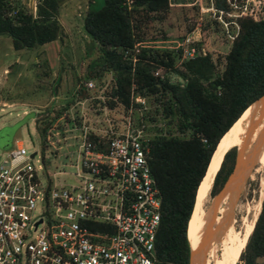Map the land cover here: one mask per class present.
Here are the masks:
<instances>
[{
	"label": "trees",
	"instance_id": "1",
	"mask_svg": "<svg viewBox=\"0 0 264 264\" xmlns=\"http://www.w3.org/2000/svg\"><path fill=\"white\" fill-rule=\"evenodd\" d=\"M61 1L35 0L34 11L20 6L9 14V0H0V33L10 36L14 49L54 40L62 32L57 19ZM130 1L128 7L125 0H87L83 28L98 44L99 70L113 69L110 97L127 106L130 88L136 94H153L178 131L151 137L147 158L160 198L154 240L156 257L172 264H187L190 219L206 166L222 136L249 106L246 105L264 92V13L258 19L238 18V32L222 56V70L216 74L212 73L209 53L185 59L177 66V51L140 46L132 52L130 49L140 40L134 29L144 17L163 19L169 10V0ZM123 55H135L133 71H129L130 62ZM155 69L160 73L154 74ZM169 71L183 76L184 82L170 80L166 74ZM85 90L80 88L83 97L88 95ZM107 102L112 105L115 100L110 98ZM49 121L47 117L39 119L36 124L39 134H43ZM234 155L235 145L224 151L211 181L210 194L218 190L231 170ZM262 254L264 197L239 253L242 262L234 264H256V258Z\"/></svg>",
	"mask_w": 264,
	"mask_h": 264
},
{
	"label": "built area",
	"instance_id": "2",
	"mask_svg": "<svg viewBox=\"0 0 264 264\" xmlns=\"http://www.w3.org/2000/svg\"><path fill=\"white\" fill-rule=\"evenodd\" d=\"M219 1L198 0L199 16L210 12L231 40L239 17L264 13V0ZM192 41L184 36L181 54H204ZM95 97L101 102L95 112L114 107ZM111 99L126 110L118 125L103 118L93 126L78 115L62 127L57 121L45 127L48 146L54 137L67 140L52 165L44 147L28 151L18 138L0 151V264H172L155 254L159 189L148 164L144 121L131 117L143 95H133L127 106ZM67 173L73 180L55 179Z\"/></svg>",
	"mask_w": 264,
	"mask_h": 264
},
{
	"label": "rangeland",
	"instance_id": "3",
	"mask_svg": "<svg viewBox=\"0 0 264 264\" xmlns=\"http://www.w3.org/2000/svg\"><path fill=\"white\" fill-rule=\"evenodd\" d=\"M34 1L9 0L11 8L8 13L13 14L20 6L32 12ZM125 2L128 7L131 5V1L125 0ZM197 2L198 0H169V10L163 19L146 17L141 19V23L134 29L138 32L140 40L135 42L133 48L144 46L177 51L175 65L180 66L183 60L193 58L181 54V48L185 46L183 38L188 34L192 36V43L195 46L201 47L205 53L210 54L213 62L212 73H220L223 66L222 56L227 51L231 39L222 32L210 12L202 13L200 19ZM204 2L207 3L208 0H202V5H205ZM86 6L87 0H62L57 14L62 32L57 38L44 44L14 49L10 36L0 33V151L12 147L14 139L18 138L28 151L37 149L38 145L39 148L44 147L46 154L50 152L49 160L52 165L57 161L54 153L57 154L58 146L66 143L67 140L61 141L54 137L53 147L45 144L43 134H39L36 129L39 119L47 117L50 123L57 121V126L62 127L64 121L67 122L71 116L80 115L86 118L88 123H93V126H95L94 122H100L103 118H111L118 125L122 115H125L126 110L116 102L112 104L113 108L94 111V106L101 103L95 96H103L106 103L110 100L114 73L112 68L101 71L99 64H96L100 55L98 44L83 28ZM123 57L130 62L127 65L129 71H133L135 55H123ZM159 71L155 69L154 74H159ZM166 74L172 81L184 82L181 75L172 71ZM80 88H90L85 90V95L88 94L85 98L80 94ZM133 89L130 88V99L136 94L132 92ZM142 95L143 103L132 107L131 117L142 118L145 136L149 139L169 133L176 134L178 131L173 121H168L169 117L163 114L160 102L154 99V95L150 93ZM89 96L92 97L86 99ZM121 104L124 105L122 102ZM73 105L74 107H71ZM63 151L65 148L61 146L59 152ZM59 160L65 159L60 157ZM255 164L256 162L233 204L231 217L235 225L238 224L240 215H245L251 210L253 200L258 196L260 174L254 171ZM55 179L71 181L73 177L67 173L56 175ZM209 188L202 203L204 209L215 194H210ZM209 210L207 209V217ZM250 214L251 212L248 215ZM235 240L234 234L233 242H236ZM236 262L241 263L242 260L238 257ZM256 264H264V254L256 258Z\"/></svg>",
	"mask_w": 264,
	"mask_h": 264
},
{
	"label": "bare ground",
	"instance_id": "4",
	"mask_svg": "<svg viewBox=\"0 0 264 264\" xmlns=\"http://www.w3.org/2000/svg\"><path fill=\"white\" fill-rule=\"evenodd\" d=\"M257 102L258 101L254 100L250 103L239 118L232 124L230 129L218 142L210 158L204 176L197 188L194 211L190 219L189 234L187 238L191 246H195L201 235L202 226L206 220L208 209V206L204 209L202 203L207 195L213 175L220 164L222 154L231 145L242 146L245 144L244 136L249 130L252 119H258V122L260 121L258 125L256 124L255 128L264 125V109H260L258 112L256 110ZM255 159L256 164L253 169L260 175L258 178V196L257 199L253 200V204L251 205L252 211L249 210L248 213H245V215H240L237 225L234 224L232 217H227L229 219H227L226 223H224L226 227L222 230V232L207 243V246L202 252L199 264H234L238 259L239 253L241 252L247 236L252 229L254 220L258 213L260 201L264 195V134H262V141ZM224 200L225 199H222V201L217 205L218 214L219 212H222V203ZM250 212L251 214L248 215ZM218 217L220 216L218 215L216 219ZM234 234L236 236V242H233ZM232 238L233 240H231Z\"/></svg>",
	"mask_w": 264,
	"mask_h": 264
},
{
	"label": "water",
	"instance_id": "5",
	"mask_svg": "<svg viewBox=\"0 0 264 264\" xmlns=\"http://www.w3.org/2000/svg\"><path fill=\"white\" fill-rule=\"evenodd\" d=\"M254 100L258 101L256 105V110L258 112L260 111V109H264V92L253 99L251 102H253ZM250 103H248L246 107ZM259 122L258 119H252L250 122L249 130L244 136L245 144L242 146L235 145L234 162L232 164L231 170L227 174L218 190L213 195L208 205V209L210 210L208 213V217H206V220L202 226L201 235L195 246H191L189 243V255L187 264H199L202 252L207 246V243L220 232H222V230H224V228L226 227L224 223H226L227 219H229L227 217H231L233 204L235 203L239 192L241 191L242 185L244 184L247 175L256 162L255 158L262 141V134H264V125L261 126L262 128L259 126L255 128L256 124L258 125ZM222 199H225L222 203V212H219L218 214L217 205L222 201ZM218 215L220 217L216 219Z\"/></svg>",
	"mask_w": 264,
	"mask_h": 264
},
{
	"label": "crops",
	"instance_id": "6",
	"mask_svg": "<svg viewBox=\"0 0 264 264\" xmlns=\"http://www.w3.org/2000/svg\"><path fill=\"white\" fill-rule=\"evenodd\" d=\"M8 104H10V102H7Z\"/></svg>",
	"mask_w": 264,
	"mask_h": 264
}]
</instances>
